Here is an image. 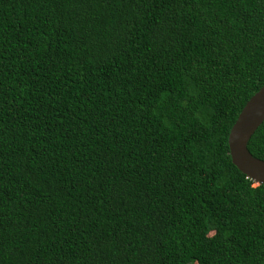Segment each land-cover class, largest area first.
I'll return each instance as SVG.
<instances>
[{
  "label": "trees",
  "instance_id": "1",
  "mask_svg": "<svg viewBox=\"0 0 264 264\" xmlns=\"http://www.w3.org/2000/svg\"><path fill=\"white\" fill-rule=\"evenodd\" d=\"M263 84L264 0H0V264H264Z\"/></svg>",
  "mask_w": 264,
  "mask_h": 264
},
{
  "label": "water",
  "instance_id": "2",
  "mask_svg": "<svg viewBox=\"0 0 264 264\" xmlns=\"http://www.w3.org/2000/svg\"><path fill=\"white\" fill-rule=\"evenodd\" d=\"M264 121V84L247 100L228 134L232 163L249 179L264 184V160L253 156L247 144Z\"/></svg>",
  "mask_w": 264,
  "mask_h": 264
}]
</instances>
